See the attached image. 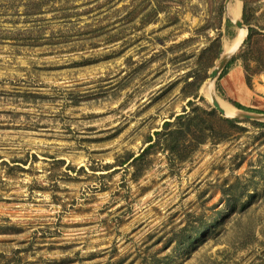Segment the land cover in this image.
Returning a JSON list of instances; mask_svg holds the SVG:
<instances>
[{"label": "rangeland", "instance_id": "374dc122", "mask_svg": "<svg viewBox=\"0 0 264 264\" xmlns=\"http://www.w3.org/2000/svg\"><path fill=\"white\" fill-rule=\"evenodd\" d=\"M224 5L0 0V264H264V121L211 102L264 115V74L249 88L237 59L211 90L241 33ZM248 6L264 34V0ZM189 103L237 122L135 161Z\"/></svg>", "mask_w": 264, "mask_h": 264}, {"label": "trees", "instance_id": "16d2710c", "mask_svg": "<svg viewBox=\"0 0 264 264\" xmlns=\"http://www.w3.org/2000/svg\"><path fill=\"white\" fill-rule=\"evenodd\" d=\"M242 1V21L247 27H249L248 0ZM225 25L227 29L232 26L228 20L225 22ZM243 48L244 49L237 57L232 58L231 61L227 63L223 69V74L228 71L234 60L239 59L245 73V83L250 88L251 77L260 73L264 74V34H260L252 27H249ZM211 50L214 52L213 60L219 59L222 47L218 39L214 40L205 52H210ZM210 67L211 66H208V68ZM232 104L238 110L258 113L250 108L240 105L239 103ZM189 106L193 107L189 113L183 111L182 115L175 117L174 123L166 122L163 125V131L154 134L155 142L149 145L138 157H136L135 161L142 160L145 154L148 153L151 148H154V146H161L171 156L173 155V157L177 156L183 159L186 156L185 153L188 148L203 144L204 139L206 137L212 138L214 133L219 137L227 130L230 131V128H233L232 126H235V123L237 122L236 120L221 118L213 110L208 111L202 108H197L193 103H189ZM198 117L201 119L199 122H197ZM205 121L207 124L206 126H203L205 125ZM259 126L264 127V123L259 124ZM196 132H201V134L196 135ZM203 132H207L206 136H204ZM151 139H149V142Z\"/></svg>", "mask_w": 264, "mask_h": 264}, {"label": "water", "instance_id": "95a60500", "mask_svg": "<svg viewBox=\"0 0 264 264\" xmlns=\"http://www.w3.org/2000/svg\"><path fill=\"white\" fill-rule=\"evenodd\" d=\"M231 0H225V12L228 14L227 7L229 5ZM242 1V0H239ZM233 24L236 26L238 30L244 29L243 23L241 20H233ZM245 30V29H244ZM246 37V36H245ZM244 37V39H245ZM244 39L241 41L239 46L244 42ZM238 46V47H239ZM238 48H236L237 50ZM234 50L233 52H235ZM233 52L226 53L223 58H221L218 66L212 72L209 74L210 82H214L216 78L219 76L221 71L224 69L228 61L231 59L233 56ZM211 102L213 109L215 110L216 113H218L221 117H226V118H231V119H245V120H254V121H264V115H258V114H251V113H246L243 111H238L236 110L231 116H227L223 109L220 108L219 103L217 99L215 98L214 95L211 96Z\"/></svg>", "mask_w": 264, "mask_h": 264}, {"label": "bare ground", "instance_id": "6f19581e", "mask_svg": "<svg viewBox=\"0 0 264 264\" xmlns=\"http://www.w3.org/2000/svg\"><path fill=\"white\" fill-rule=\"evenodd\" d=\"M236 1V4L237 6L235 8H232V7H227V11L229 10V16L233 19V20H237L239 18V9H240V3L238 2V0H235ZM245 30L242 29L241 30V33L239 34L238 38L236 39L235 43H234V46L232 48H227V53L229 52H233L234 50H236V48H238L239 44L241 43V41L244 39L245 37V34H244ZM212 83L213 82H210V85H211V90H212ZM212 95V94H211ZM220 106V105H219ZM221 109H223V111L225 112V114L227 116H231L235 111L234 109L232 108V106L230 105H227V104H221L220 106Z\"/></svg>", "mask_w": 264, "mask_h": 264}]
</instances>
